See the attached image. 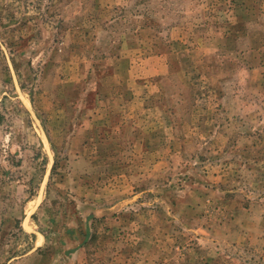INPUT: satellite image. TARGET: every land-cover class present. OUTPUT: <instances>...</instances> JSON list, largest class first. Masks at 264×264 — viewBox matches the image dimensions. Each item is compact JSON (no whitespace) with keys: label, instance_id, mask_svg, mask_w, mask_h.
Listing matches in <instances>:
<instances>
[{"label":"rangeland","instance_id":"374dc122","mask_svg":"<svg viewBox=\"0 0 264 264\" xmlns=\"http://www.w3.org/2000/svg\"><path fill=\"white\" fill-rule=\"evenodd\" d=\"M0 264H264V0H0Z\"/></svg>","mask_w":264,"mask_h":264}]
</instances>
